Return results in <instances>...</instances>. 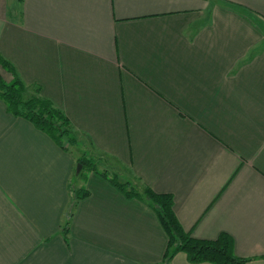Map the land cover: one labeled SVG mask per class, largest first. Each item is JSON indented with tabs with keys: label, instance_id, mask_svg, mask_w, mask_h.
Instances as JSON below:
<instances>
[{
	"label": "crops",
	"instance_id": "obj_1",
	"mask_svg": "<svg viewBox=\"0 0 264 264\" xmlns=\"http://www.w3.org/2000/svg\"><path fill=\"white\" fill-rule=\"evenodd\" d=\"M0 52L70 118L82 151L0 97V264H166L155 209L79 176L85 154L172 194L193 236L226 234L264 264V0H0ZM171 264L214 263L181 251Z\"/></svg>",
	"mask_w": 264,
	"mask_h": 264
},
{
	"label": "trees",
	"instance_id": "obj_2",
	"mask_svg": "<svg viewBox=\"0 0 264 264\" xmlns=\"http://www.w3.org/2000/svg\"><path fill=\"white\" fill-rule=\"evenodd\" d=\"M234 5V4H233ZM238 9L239 6L236 5ZM0 65L12 74L7 81L0 73V97L4 100L8 110L18 117L31 121L38 129L47 133L60 147L68 149V144L79 146V140L73 135V125L70 118L51 99L42 95L41 87L25 83L19 76L15 66L0 52ZM98 159L86 154L78 159L83 170H93L123 191L127 196L142 198L157 212L168 236L169 243L164 261L171 264L176 253L185 252L188 260L193 263L211 262L214 264H246L247 258L239 257L234 253L231 238L222 234L217 239H203L193 236L180 223L175 209L174 197L170 193H159L149 186L135 184L128 179L121 181L116 174L98 167ZM75 199L87 195L88 191L79 188L72 190ZM72 209L66 217L62 232L65 237L70 232Z\"/></svg>",
	"mask_w": 264,
	"mask_h": 264
},
{
	"label": "rangeland",
	"instance_id": "obj_3",
	"mask_svg": "<svg viewBox=\"0 0 264 264\" xmlns=\"http://www.w3.org/2000/svg\"><path fill=\"white\" fill-rule=\"evenodd\" d=\"M34 86H36V85H34ZM77 134H78V132H75V130H73V135H74V136H77ZM67 146H68V147H71L72 145H69V144H68ZM73 147H75V148H74V151H75V152H77V153H79V154H80V152H82V151L80 150V149H81L80 147H78V146H77V147H76V146H73ZM78 148H79V149H78ZM96 159H97V158H96ZM98 159H99V158H98ZM99 164H100V163H99ZM99 164H98V165H99ZM78 165H79V163L77 164V167H78ZM100 167L104 168V165L100 164ZM85 171H86V170H84L83 173H84ZM81 175H82V173L79 174V176H81Z\"/></svg>",
	"mask_w": 264,
	"mask_h": 264
},
{
	"label": "water",
	"instance_id": "obj_4",
	"mask_svg": "<svg viewBox=\"0 0 264 264\" xmlns=\"http://www.w3.org/2000/svg\"><path fill=\"white\" fill-rule=\"evenodd\" d=\"M82 167H83V164H82V163H79V165H78V167H77V172H80L81 169H82Z\"/></svg>",
	"mask_w": 264,
	"mask_h": 264
}]
</instances>
